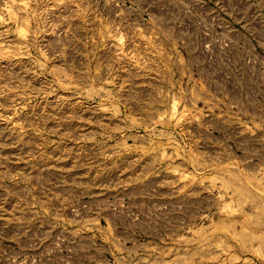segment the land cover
<instances>
[{
    "label": "rangeland",
    "instance_id": "374dc122",
    "mask_svg": "<svg viewBox=\"0 0 264 264\" xmlns=\"http://www.w3.org/2000/svg\"><path fill=\"white\" fill-rule=\"evenodd\" d=\"M0 264H264V0H0Z\"/></svg>",
    "mask_w": 264,
    "mask_h": 264
}]
</instances>
